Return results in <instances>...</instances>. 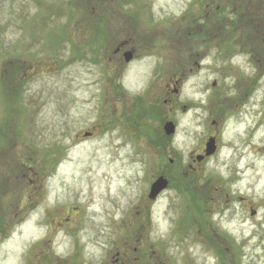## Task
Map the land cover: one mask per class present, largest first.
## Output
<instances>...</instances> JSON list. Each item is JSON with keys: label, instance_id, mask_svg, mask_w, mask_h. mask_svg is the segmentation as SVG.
Here are the masks:
<instances>
[{"label": "rangeland", "instance_id": "obj_1", "mask_svg": "<svg viewBox=\"0 0 264 264\" xmlns=\"http://www.w3.org/2000/svg\"><path fill=\"white\" fill-rule=\"evenodd\" d=\"M246 1L233 29L224 0H0V264H264Z\"/></svg>", "mask_w": 264, "mask_h": 264}, {"label": "flooded vegetation", "instance_id": "obj_2", "mask_svg": "<svg viewBox=\"0 0 264 264\" xmlns=\"http://www.w3.org/2000/svg\"><path fill=\"white\" fill-rule=\"evenodd\" d=\"M226 4H231L232 5V9L234 10H237V12H239V14L237 15L238 16V20L235 22V25L233 26V29L237 28V27H242L244 26V19H242V15L244 14V9L242 8V4H244V0H224ZM262 2V1H261ZM260 0L258 1H252V0H247L246 3L250 4L251 6H254V9L251 10V12H254V13H258L261 11V9L263 8L262 7V4H261ZM207 3V2H206ZM264 3V2H262ZM209 4V3H208ZM256 19V17L254 18ZM254 29H256V26L254 25L253 26ZM252 35H255V34H252ZM230 37L231 35H228L226 34V38L229 40L227 42H232L233 40L231 39L230 41ZM255 37H251V35L248 36V38L246 39L247 42L249 43H252V41L254 40ZM242 39L239 38L237 41H241ZM124 47V44H120L119 46H117V48L114 50V54H117L119 52L123 53L125 51V49H123ZM213 124H216L217 121L216 120H213L212 122ZM91 133V132H89ZM209 138H213L214 139V151L208 155L205 154V142L207 141V139ZM218 148V143H217V129H215L211 134H209L206 138V140L204 141V144L201 146V152H199L197 155H196V159L197 160H206L208 158H210V155H212ZM198 156L200 158H198Z\"/></svg>", "mask_w": 264, "mask_h": 264}, {"label": "water", "instance_id": "obj_3", "mask_svg": "<svg viewBox=\"0 0 264 264\" xmlns=\"http://www.w3.org/2000/svg\"><path fill=\"white\" fill-rule=\"evenodd\" d=\"M131 57H132L131 51H125L124 52L125 61L130 60ZM163 128L167 134H172L175 131V125L171 120H167L164 123ZM205 145H206V147H205V154L206 155H208L214 151L215 146H214V139L213 138H209L206 141ZM198 158H200V157L198 156ZM167 184H168L167 178H165L162 175L158 176L157 179L155 181H153L152 184L150 185L148 196L150 198H154L158 192H160L162 189H164L167 186Z\"/></svg>", "mask_w": 264, "mask_h": 264}, {"label": "bare ground", "instance_id": "obj_4", "mask_svg": "<svg viewBox=\"0 0 264 264\" xmlns=\"http://www.w3.org/2000/svg\"><path fill=\"white\" fill-rule=\"evenodd\" d=\"M96 179H97L100 183H103V182H104L103 180L101 181V180L99 179V177H96Z\"/></svg>", "mask_w": 264, "mask_h": 264}, {"label": "trees", "instance_id": "obj_5", "mask_svg": "<svg viewBox=\"0 0 264 264\" xmlns=\"http://www.w3.org/2000/svg\"><path fill=\"white\" fill-rule=\"evenodd\" d=\"M92 1H95V0H92ZM95 10H96V7H95Z\"/></svg>", "mask_w": 264, "mask_h": 264}]
</instances>
